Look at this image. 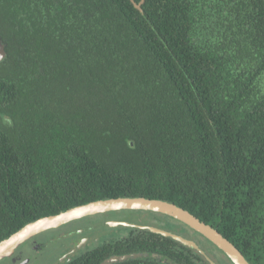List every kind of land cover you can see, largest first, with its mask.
<instances>
[{
	"label": "trees",
	"instance_id": "16d2710c",
	"mask_svg": "<svg viewBox=\"0 0 264 264\" xmlns=\"http://www.w3.org/2000/svg\"><path fill=\"white\" fill-rule=\"evenodd\" d=\"M0 38V240L77 205L143 196L264 264V0H0ZM167 218L162 228L200 236ZM125 228L67 264H208Z\"/></svg>",
	"mask_w": 264,
	"mask_h": 264
},
{
	"label": "water",
	"instance_id": "95a60500",
	"mask_svg": "<svg viewBox=\"0 0 264 264\" xmlns=\"http://www.w3.org/2000/svg\"><path fill=\"white\" fill-rule=\"evenodd\" d=\"M6 55L4 43L0 38V60ZM115 210H142L154 211L172 217L192 230L198 232L204 238L215 245L232 264H250L239 249L225 238L212 226L199 220L196 216L191 214L184 208L163 199L147 198L143 196H123L116 198L99 199L90 201L85 204L77 205L61 211L56 214L43 216L30 221L19 228L17 231L10 234L8 237L0 240V260L7 258L13 254L14 250L29 237L38 234L39 232L55 228L70 222L72 220L108 211ZM108 224H127L133 227H138L144 230H149L164 236L171 237L176 241L191 247L203 256L208 264H218L211 255L200 245V243L192 237H188L181 233L173 232L164 229L154 223H131L126 221H110ZM121 257L112 256L105 262L114 261ZM104 262V263H105Z\"/></svg>",
	"mask_w": 264,
	"mask_h": 264
},
{
	"label": "rangeland",
	"instance_id": "374dc122",
	"mask_svg": "<svg viewBox=\"0 0 264 264\" xmlns=\"http://www.w3.org/2000/svg\"><path fill=\"white\" fill-rule=\"evenodd\" d=\"M157 214H159V216H157L159 217V219L154 218L152 216H146V219H148V222L150 224L157 223L162 225L165 222V219H168L167 217H169L160 213ZM135 215H136L135 213L128 211H113L107 215H102V216L91 215V217H88V220H86V217H84L81 218V220L78 219L75 221L67 222L55 228H50L48 230L39 232L37 234V236L35 237L37 241H35V243L33 241L32 244V245L36 244L35 247L33 246L35 249H32L31 245L29 244L24 246L22 248L23 255L25 254L27 257L30 258L29 264H65L67 260H70L73 256H75L78 253L79 249L83 248V243H81L80 246L77 248L79 242H81L83 238L87 237V239H89L90 237L94 239L95 237L100 235V233H102L104 229L107 228V227L106 228L101 227L98 220L100 221L101 219L105 220L106 218H109L117 221L120 220L135 221L136 220ZM162 215L165 216L166 218H164ZM94 219H96L97 222H95ZM113 226H115V224H113ZM121 227H122L121 225L113 227L107 232L110 233V236L114 234H118V231L121 230ZM77 228H80V230H77ZM54 229L55 232L53 235L52 233ZM57 230L62 232L63 235L61 237H57V232H56ZM186 231L192 234V231L189 230L188 228ZM198 237L200 240H203L201 236ZM198 237L196 236V238ZM46 239H48V242L46 241ZM102 240L103 239L100 238L99 242H101ZM26 241L28 242V240ZM95 242L97 243V241ZM19 251L20 250H18V253ZM208 251L213 254L216 260L226 263L225 261L227 260L224 254L217 247L214 248L211 243L208 246ZM62 254H64L63 257L57 260L60 256H62Z\"/></svg>",
	"mask_w": 264,
	"mask_h": 264
},
{
	"label": "flooded vegetation",
	"instance_id": "af4514ba",
	"mask_svg": "<svg viewBox=\"0 0 264 264\" xmlns=\"http://www.w3.org/2000/svg\"><path fill=\"white\" fill-rule=\"evenodd\" d=\"M115 211H127V210H115ZM140 211H142V210H140ZM111 212H113V211H108V212H104V213H97V214H93V215H95V216H97V215H100V216H102V215H107V214H109V213H111ZM161 214V213H160ZM165 216H167V215H165ZM86 217V220H88V217H91V215H89V216H85ZM81 218H84V217H81ZM81 218H78L79 220H81ZM78 219H75V220H78ZM97 219V218H96ZM96 219H94V221L95 222H97V220ZM75 220H72V221H75ZM110 221H117V220H114V219H109V218H106L105 220L104 219H101L100 221L98 220V222H102V223H105L108 227L106 228V229H104V231H102V233H104V234H101L100 233V235H98L97 237H95L94 239H92V238H90L89 237V239H87V237H85V238H83V240L81 241V242H79V245L77 246V248L80 246V244L81 243H83V248H81V249H79L78 250V252L80 251V252H82V251H84V249H86L87 247H91V246H94L95 244H96V242L95 241H97V243L99 242V239L101 238V239H103V240H106V239H108L109 237H110V233H108L107 231L108 230H110V229H112L113 227H116V226H119V225H121L122 227H121V230H119L118 231V234H114V238L115 237H120V236H123L124 234H127V233H129V229H126L125 227H133V226H130V225H127V224H115V226H113V224L111 225V224H108V222H110ZM120 221H123V220H120ZM71 222V221H70ZM126 222H131V223H136V222H134V221H126ZM157 224V223H156ZM158 226H163V225H160V224H157ZM119 228V227H118ZM77 230H80V228H77ZM191 231H194V230H192L191 229ZM54 232H55V229H54V231H53V235H54ZM57 232V237H61L63 234H62V232H60V231H56ZM196 232V231H195ZM198 233V232H197ZM91 234V233H90ZM108 234H109V237H108ZM199 234V233H198ZM200 235V234H199ZM37 236V234H35V235H33V236H31V237H29L28 239H26V240H28V242L26 241V242H22L15 250H14V252H13V254H11V256H9V257H7V258H4V259H2V260H0V264H29V257H27L25 254L23 255V250H22V248L24 247V246H26L27 244H29V245H31V248L32 249H35L34 247L36 246V244H34V245H32L33 244V241H34V243H35V241H37L36 239H35V237ZM201 237H203L202 235H200ZM56 237V238H57ZM204 238V237H203ZM206 239V238H205ZM30 241V242H29ZM46 241L48 242V239H46ZM34 246V247H33ZM18 250H20L19 251V253H18ZM16 251V252H15ZM64 254H65V252H64ZM64 254H62V256H60L57 260H59L60 258H62L63 257V255ZM226 256V255H225ZM73 258V257H72ZM71 258V259H72ZM70 259V260H71ZM70 260H67V262L65 263V264H67ZM106 261V260H105ZM103 264H104V261L102 262Z\"/></svg>",
	"mask_w": 264,
	"mask_h": 264
}]
</instances>
